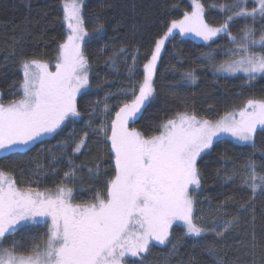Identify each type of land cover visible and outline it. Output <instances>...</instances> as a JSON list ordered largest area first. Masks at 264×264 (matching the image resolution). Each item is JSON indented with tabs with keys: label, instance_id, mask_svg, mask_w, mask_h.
<instances>
[{
	"label": "snow or ice",
	"instance_id": "snow-or-ice-1",
	"mask_svg": "<svg viewBox=\"0 0 264 264\" xmlns=\"http://www.w3.org/2000/svg\"><path fill=\"white\" fill-rule=\"evenodd\" d=\"M254 3L256 6L250 9L248 0L212 5L230 14L225 15L219 26H211L205 20V5L201 0H192L193 11L185 12L182 19L171 20L166 31L155 39L154 48L142 66V81L130 82L121 90L131 99L118 105L114 118L108 123L101 122L91 129L93 134L103 136L109 143L114 161V174L105 181V191L96 192L92 201L74 203L73 189L67 184L45 191L31 186L20 187L10 172L0 169V264H125L126 257H142L148 253L153 241L167 242L177 221L183 223L186 235L194 237L206 233L224 237L239 224L240 216L236 214L222 225L213 220L212 227L202 226L194 217L195 201L190 189H198L201 185L198 167L201 154L212 149L221 137L229 135L256 148L257 129L264 130V99H248L238 111L226 112L217 120L198 118L187 112L177 113L175 118L159 123L153 134H145L129 124L135 122L155 96L157 64L174 30L195 34L204 41H212L225 33L236 42L233 55L238 58L224 61L216 70L233 74L243 72L250 81L264 74V51L252 50L255 46L264 50V31L257 38L255 27L245 25L238 39L229 27L238 18L251 19L253 24L257 16L264 20V0H254ZM83 4L84 0H63L67 36L59 44L54 65L50 67L48 62L35 58L20 60L21 97L8 103L0 98V151L11 152L34 145L41 137L57 132L65 121L81 116L77 97L90 86L89 61L83 44L86 37L104 29V25L98 23L89 32L83 17ZM132 60L130 74L136 57ZM185 75L195 82L193 72ZM109 112L105 102L102 110L105 118ZM91 123L90 120L89 126ZM87 139L88 133L84 132L73 152L79 153ZM67 162L69 169L63 173V180L74 181L78 178L79 166L71 157ZM257 168L256 162L249 158L241 178L242 185L251 189L252 195L239 207L249 209L253 219V200L258 193H264V171L258 172ZM88 171L93 173L91 168ZM99 173L97 166L95 174ZM232 179V175L226 176V180ZM230 200L218 205L211 215L226 214ZM38 218L50 219L47 238L32 243L28 254L16 251L17 247H22L17 241H11V247H3L7 236L38 222ZM256 240L253 232L251 243L246 247L254 250Z\"/></svg>",
	"mask_w": 264,
	"mask_h": 264
},
{
	"label": "trees",
	"instance_id": "trees-1",
	"mask_svg": "<svg viewBox=\"0 0 264 264\" xmlns=\"http://www.w3.org/2000/svg\"><path fill=\"white\" fill-rule=\"evenodd\" d=\"M201 2L205 5L206 22L219 26L230 13H222L219 7L212 5L232 4L234 0ZM255 6L253 0H248L249 9ZM192 8V0H86L83 17L89 32L98 23H102L104 29L86 37L84 42L90 86L77 97L81 116L67 121L54 135L40 139L34 145L11 152L0 151V169L10 172L20 186L55 189L67 184L78 201L94 199L96 192L103 193L105 181L114 174V161L109 143L103 136L93 134L91 129L101 122L108 123L114 118L118 105L131 99L121 90L130 82L142 81V66L154 48L155 39L166 31L171 20L182 19ZM63 16V0L38 5L28 4L25 0H0V93L4 99L11 100L20 93L22 58L55 64L59 44L67 36ZM245 25L255 27L257 38L264 31V20L259 16L254 24L251 19L238 18L229 27L239 39L240 29ZM235 43L227 34L201 42L173 33L157 64L155 96L133 126L145 134H153L159 123L175 118L177 113L187 112L217 120L226 112L243 107L248 99H264V74L250 81L243 75L216 72V66L236 57L233 55ZM121 49H124L122 53ZM252 50L264 51L259 46ZM133 56L136 60L130 74L128 69L133 67ZM188 72L194 73L195 82L186 77ZM105 102L110 108L107 118L102 113ZM84 132L88 133L86 145L79 153H74L75 143ZM255 144L254 149L250 144L221 137L198 160L202 179L194 198L197 204L207 206L203 226L212 227L213 220L222 225L224 220L236 214L240 216L238 225L224 237H216L213 233L189 236L182 225H173L167 245L151 246L144 258L129 259L126 264H221V261L225 264H264V248L261 247L264 245V193H258L253 200L254 219L249 209L239 207L252 195L251 189L241 183L249 158L258 165V172L264 171V151H261L264 149V130L257 129ZM69 157L79 166L78 178L74 181L63 180V173L69 169ZM97 166L99 175L95 174ZM89 168L93 173H89ZM228 175L233 179L226 180ZM229 198L226 214L211 215ZM47 231L46 225L41 224L23 227L7 236L3 246L11 247V241H17L22 247H17L16 251L28 254L32 243L47 238ZM253 232L257 238L254 250L246 247L251 243Z\"/></svg>",
	"mask_w": 264,
	"mask_h": 264
},
{
	"label": "rangeland",
	"instance_id": "rangeland-1",
	"mask_svg": "<svg viewBox=\"0 0 264 264\" xmlns=\"http://www.w3.org/2000/svg\"><path fill=\"white\" fill-rule=\"evenodd\" d=\"M28 4H31V5H38V4H45V3H48L49 1H51V0H25ZM254 1V0H253ZM84 2H86V0H84ZM193 5V4H192ZM192 11H193V8H192ZM173 33H179L180 35H182V36H184V37H187V38H191V39H194V40H197V41H201V42H209V41H204L203 39H201L200 37H198V36H196L195 34H192V33H187V34H182V33H180L179 32V30H174V32ZM221 35H226L225 33H221L220 35H218L217 37H219V36H221ZM217 37H215L214 39H216ZM86 39V38H85ZM213 39V40H214ZM83 48H84V44H83ZM236 58H238L237 56L234 58V59H236ZM52 65L50 64V67H51ZM52 70L54 71L55 69H54V67H52ZM216 72L217 73H219V74H222V75H232V76H236V75H243V76H246V77H248L247 76V74H245V73H243V72H237V73H227V72H223V71H217L216 70ZM83 91V90H82ZM1 94V93H0ZM21 95H22V92L20 91V93H19V95L18 96H16V97H13L11 100H13V99H19L20 97H21ZM125 96V95H124ZM125 97H130L131 98V96H125ZM0 98H2V101L4 102V103H8L9 101H11V100H6V99H4L3 97H0ZM126 101H128L127 99H125V101L124 102H126ZM118 110V109H117ZM143 110V109H142ZM239 110V109H238ZM238 110H235V111H238ZM140 115V114H139ZM138 115V116H139ZM198 117V116H197ZM79 118V117H78ZM198 118H201V117H198ZM68 121H71V120H68ZM67 121H65V123H66ZM64 123V124H65ZM129 126L130 127H134L133 126V122H130V124H129ZM259 129V128H258ZM59 130V129H58ZM57 130V131H58ZM56 133V132H55ZM55 133H52V134H49V135H46V136H44V137H41V139H43V138H47V137H50V136H52V135H54ZM226 137H228V138H230V139H232V140H234L235 142H237V143H241V144H245V143H242V142H239V141H237L235 138H233V137H231V136H229V135H225ZM225 136H223V137H225ZM18 186H20V185H18ZM20 187H26V186H20ZM34 188V187H33ZM40 191H45V190H54V189H39ZM196 190H197V188H195V187H193L192 189H190V191H191V195L193 196V198H194V194H195V192H196ZM93 199H88V200H83V201H78V200H76L75 198H74V195H73V202L74 203H84V202H88V201H92ZM194 201H195V198H194ZM206 207L207 206H203V205H201V204H197L196 202H195V205H194V217L195 218H197V219H199L200 220V222H201V225L203 226V219H204V217H205V215H206ZM34 224H41V225H46V228H47V230H48V227H49V225H50V219L49 218H38V222H36V223H34ZM34 224H29V225H34ZM176 224H180V225H182L183 227H184V225H183V223L182 222H180V221H177V222H175L173 225H176ZM28 225V226H29ZM23 228V227H22ZM185 228V227H184ZM21 229V228H20ZM186 230V229H185ZM170 238H171V236H170ZM170 238H169V240H170ZM168 240V241H169ZM167 241V242H168ZM167 242H165L164 244H160L159 242H156V241H153L152 242V244L150 245V248H151V246H154V245H163V246H165V245H167ZM4 247V246H3ZM147 254V253H146ZM144 256H145V254H143L142 255V257H131V256H129V257H126V259H125V264L126 263H128V260L129 259H132V260H141V258H144Z\"/></svg>",
	"mask_w": 264,
	"mask_h": 264
}]
</instances>
